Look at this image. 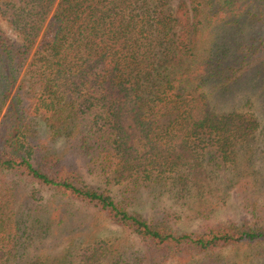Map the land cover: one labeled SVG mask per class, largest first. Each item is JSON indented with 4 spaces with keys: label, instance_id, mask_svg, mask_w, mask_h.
Instances as JSON below:
<instances>
[{
    "label": "trees",
    "instance_id": "16d2710c",
    "mask_svg": "<svg viewBox=\"0 0 264 264\" xmlns=\"http://www.w3.org/2000/svg\"><path fill=\"white\" fill-rule=\"evenodd\" d=\"M218 18L245 30L262 25L264 0H181L175 9L170 0H0V111L7 104L0 175L15 173L93 207L147 248L129 258L120 246L96 242L66 264L186 263L264 243V224L179 233L166 221H149L128 209L129 197L77 184L32 129L37 119L53 136L74 137L115 181L133 179L131 193L151 182L170 181L178 193L205 185L261 128L256 113L210 108V83L222 92L244 79L264 86L258 34L202 51L205 22ZM8 203L1 193L0 264H47L27 253V229L10 223ZM200 207L201 214L210 208Z\"/></svg>",
    "mask_w": 264,
    "mask_h": 264
},
{
    "label": "rangeland",
    "instance_id": "374dc122",
    "mask_svg": "<svg viewBox=\"0 0 264 264\" xmlns=\"http://www.w3.org/2000/svg\"><path fill=\"white\" fill-rule=\"evenodd\" d=\"M181 0H170L172 9ZM223 25L221 20L205 22L204 53L230 49L249 36L264 38V24L245 26ZM4 28L7 30L6 26ZM9 32V31H8ZM253 79H244L229 91L216 89L215 83L204 86L214 113L232 111L256 113L260 130L236 149L235 161L221 167L205 185L191 186L177 192L172 182H151L136 187L133 179L117 182L112 172L104 173L98 163L90 162L77 148V140L65 135L53 136L39 120H34L36 138L61 157L77 184L125 200L128 209L151 221H166L179 233H199L216 225L264 224V86ZM263 90V92H262ZM7 105V104H6ZM0 111V125L7 106ZM131 126V121H128ZM72 165V168L71 166ZM212 191L211 195H207ZM9 204V221L20 232L27 229V253L47 264H66L77 260L81 251L96 242L120 246L132 258L145 254L147 248L140 238L116 225L104 213L73 200L35 180L15 173L0 175V195ZM180 194V195H179ZM8 195L10 197L8 198ZM207 204L206 214L201 205ZM30 228V229H29ZM29 229V230H28ZM133 257V258H134ZM264 264V243L218 249L205 257L188 262L166 264ZM149 264V262H145Z\"/></svg>",
    "mask_w": 264,
    "mask_h": 264
}]
</instances>
